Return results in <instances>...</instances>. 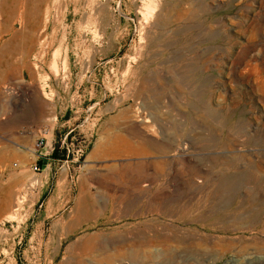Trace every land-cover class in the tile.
<instances>
[{
    "label": "rangeland",
    "instance_id": "1",
    "mask_svg": "<svg viewBox=\"0 0 264 264\" xmlns=\"http://www.w3.org/2000/svg\"><path fill=\"white\" fill-rule=\"evenodd\" d=\"M0 264H264V0H0Z\"/></svg>",
    "mask_w": 264,
    "mask_h": 264
},
{
    "label": "crops",
    "instance_id": "2",
    "mask_svg": "<svg viewBox=\"0 0 264 264\" xmlns=\"http://www.w3.org/2000/svg\"><path fill=\"white\" fill-rule=\"evenodd\" d=\"M49 146L46 148H42L39 154L35 157L36 161H38V165L42 168V170L46 171L50 165L51 159L48 157L49 155Z\"/></svg>",
    "mask_w": 264,
    "mask_h": 264
},
{
    "label": "built area",
    "instance_id": "3",
    "mask_svg": "<svg viewBox=\"0 0 264 264\" xmlns=\"http://www.w3.org/2000/svg\"><path fill=\"white\" fill-rule=\"evenodd\" d=\"M49 151L51 152L52 151V148L51 146H49ZM29 170L30 172L33 174V175H39L41 173V167L37 164V162L33 163L30 167H29Z\"/></svg>",
    "mask_w": 264,
    "mask_h": 264
},
{
    "label": "bare ground",
    "instance_id": "4",
    "mask_svg": "<svg viewBox=\"0 0 264 264\" xmlns=\"http://www.w3.org/2000/svg\"><path fill=\"white\" fill-rule=\"evenodd\" d=\"M13 1H14V0H13ZM2 2H3V1H2ZM2 2H1V3H2ZM21 91H22V88H21ZM26 92H27V91H26ZM28 92H30V91H28ZM35 152H36V150H34V149H33V150H31V154H32V155H34V154H35ZM16 210H17V209H16Z\"/></svg>",
    "mask_w": 264,
    "mask_h": 264
},
{
    "label": "trees",
    "instance_id": "5",
    "mask_svg": "<svg viewBox=\"0 0 264 264\" xmlns=\"http://www.w3.org/2000/svg\"><path fill=\"white\" fill-rule=\"evenodd\" d=\"M54 156V155H53Z\"/></svg>",
    "mask_w": 264,
    "mask_h": 264
}]
</instances>
